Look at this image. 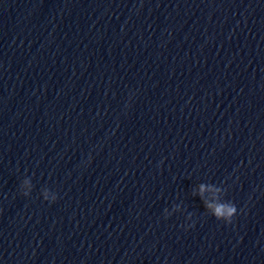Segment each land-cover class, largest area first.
Returning a JSON list of instances; mask_svg holds the SVG:
<instances>
[{"label":"clouds","instance_id":"9594fccd","mask_svg":"<svg viewBox=\"0 0 264 264\" xmlns=\"http://www.w3.org/2000/svg\"><path fill=\"white\" fill-rule=\"evenodd\" d=\"M217 213H219V209H217Z\"/></svg>","mask_w":264,"mask_h":264}]
</instances>
